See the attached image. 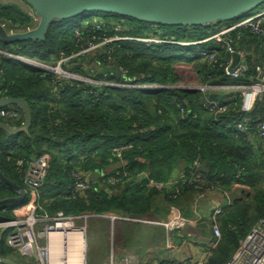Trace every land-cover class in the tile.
Here are the masks:
<instances>
[{"label": "trees", "instance_id": "16d2710c", "mask_svg": "<svg viewBox=\"0 0 264 264\" xmlns=\"http://www.w3.org/2000/svg\"><path fill=\"white\" fill-rule=\"evenodd\" d=\"M0 23L20 30L34 26L28 12L2 3ZM95 24L101 28L98 30L93 25L84 29L77 24L63 31L60 22L55 21L44 41L28 40L11 45L0 41L1 48L7 52L16 51L52 66L79 50L76 30L83 33L85 41H101L104 35L115 36L116 32L123 36H158L167 41L149 45L136 40L115 42L114 48L107 51L110 55L103 56V62L107 65L112 60L118 64L124 76L109 74L107 79L127 84L125 86L60 79L53 71L38 69L9 56L1 57L0 99H24L33 120L29 133L10 135L0 128V172L13 184L6 183L0 176V200L18 196L16 188H26L24 180L29 164L35 157L45 155L49 163L39 189L40 212L51 215L58 211L72 215L114 213L141 219L153 209L158 195L165 194L169 198L174 190L150 187V179L169 181L178 167L191 179L196 176L198 164L210 161V173L205 175L220 192L229 191L238 183L250 188L248 196L235 201L220 215L222 237L206 260L207 264H227L264 217V140L256 131L257 119L264 113V98L258 100L252 111L242 114L238 91L207 92L219 101L238 96L236 101L227 102V111L214 114L205 106L206 94L176 87L180 80L175 69L185 53L181 48L189 47L192 49L189 61L195 62L202 84H249L256 68L264 61V37L246 27L231 32L235 48L246 55L248 65V71L234 79L225 74L222 66L230 58L224 47L213 40L204 41L218 24L209 27L152 26L117 15L100 18ZM118 27L121 29L117 30ZM198 41L204 42L183 44ZM253 46L255 51H251ZM213 48H218L221 55L215 67L202 62L200 56L201 49ZM74 71L83 74L79 69ZM215 74V80H207L209 75ZM93 76L102 79L104 74ZM153 86L159 88H151ZM2 108L16 109L21 117H0L1 123L16 128L24 124V113L18 105ZM242 118L247 120L246 130L238 128ZM121 145L130 147L123 152L120 162L113 153L115 147ZM96 170H104L105 174L96 183L90 181V190L85 195L69 193L75 180L73 172ZM148 171L150 176L146 175ZM125 172L133 177H125ZM139 174H143L145 180L135 184ZM111 178L118 182L110 185ZM178 186L182 187L179 194L206 191L188 183ZM3 209L4 215H11ZM12 250L0 245L2 257H10ZM0 264L3 263L0 261Z\"/></svg>", "mask_w": 264, "mask_h": 264}, {"label": "built area", "instance_id": "2783aa9c", "mask_svg": "<svg viewBox=\"0 0 264 264\" xmlns=\"http://www.w3.org/2000/svg\"><path fill=\"white\" fill-rule=\"evenodd\" d=\"M33 17V15H32ZM33 19L36 21V17ZM157 26L156 24H150ZM99 30L101 27L95 24ZM159 26V25H158ZM250 28V30L256 34L264 37V13H260L254 17L243 19L237 23H228L227 25H217L214 28L213 34L204 40L215 41L222 45L230 55L229 60L222 64L225 69V74L234 79L242 77L248 71V65L245 61L246 55L241 52V62L239 67L235 71H231L230 67L233 62L232 54L237 51L235 48V38L231 36V32L242 28ZM30 29V27H29ZM76 36L79 46L77 52H73L69 56H64L59 60L58 64L53 67V72L60 76V79L66 80H78L75 77L76 74L71 71H63V66H68L70 61L79 59V57L89 56L92 51H96L101 45H108L112 42H121L128 40H136L144 42L146 44H155L167 42L160 39L158 36H147V37H129L123 35L109 36L104 35L101 41L86 40L79 30H76ZM201 42H184L183 44H197ZM89 42L88 45L86 43ZM111 49L110 47L106 50ZM9 56L14 59L26 63H33V61L45 65L42 62L32 60L21 54H12L7 52L0 46V57ZM200 56L209 65L215 67L219 63L220 50L218 48L213 49H201ZM101 64V60H100ZM41 66V65H40ZM101 66V65H100ZM44 67V66H42ZM209 78L215 80L217 75H209ZM100 81L93 82L96 85L104 86H125L127 84H118L107 79V74H104ZM179 87H183L178 85ZM185 89L193 90L190 86L183 87ZM197 90L202 91L204 94L207 92H236L241 93V113L245 114L253 110L254 106L264 98V61L257 67L256 74L249 84L236 85L232 83H216V84H201ZM238 96L232 97L229 101H236ZM205 106L208 111L214 114L222 113L228 110L229 101H219L209 94L204 97ZM18 114L9 109L0 108V117H17ZM246 118H242V121L238 123L240 130H246L247 126ZM256 131L260 137L264 140V113L258 117ZM130 145H121L114 149L113 157L118 161H122L123 152L129 148ZM48 158L45 155L37 156L29 164L25 175V186L24 191L26 193L25 202L21 206L13 208L11 211L15 218L8 220H0V229L13 228L9 233L6 245L10 248L21 250L27 256L37 255L39 264H88V221L91 217H106L113 221L118 218L130 219L128 217H122L112 213H106L102 215H93L90 213H82L78 215L66 214L63 211H58L51 215L46 211L40 212L42 206L38 205L39 189L41 188L48 171ZM199 165V164H198ZM197 165V166H198ZM120 175V171L118 172ZM125 177L132 178L128 172L124 173ZM74 183L69 193L71 195H85L90 190V178L88 174L81 171L73 172ZM118 181L116 178L109 180L110 185H115ZM152 185L158 188H166L172 183H188L189 185L195 186V188L206 191L220 192L217 185L210 182L204 173L196 172L194 178H188L184 173L178 179L169 180L166 183H158L155 179H150ZM3 212H8V209H3ZM223 213V207L221 205L215 206L213 213V229L215 233V241L213 242L212 248H216L221 240L222 232L220 223L217 218ZM139 221H145L143 219H136ZM188 220L182 215H174L168 221L159 222L163 225L168 232L176 229H183L187 225ZM124 264H139L136 260V256L133 253L127 254L123 259ZM111 264H116L114 254L111 257ZM227 264H264V217L252 228L250 233L242 241L240 247L237 249L233 257L228 261Z\"/></svg>", "mask_w": 264, "mask_h": 264}, {"label": "crops", "instance_id": "0c3cea01", "mask_svg": "<svg viewBox=\"0 0 264 264\" xmlns=\"http://www.w3.org/2000/svg\"><path fill=\"white\" fill-rule=\"evenodd\" d=\"M2 4L16 5L22 10L28 12L31 16H35L34 10L23 0H10V2ZM260 13H264V7L258 14ZM239 20H241V18ZM90 26L92 27L93 25L86 22L85 26L82 28L86 29ZM7 30L17 34L26 31V29L20 30L12 27H8ZM116 34L118 33L116 32L115 35ZM255 50L256 48L253 46L251 51ZM12 54L20 53L15 51ZM99 56L100 54L92 59V65L90 66H104L100 64ZM87 58L88 57L83 58V60ZM182 63L185 64L179 65V63H177L175 69L180 81L186 79V76L181 75V70L191 71L195 74L197 79L202 81L201 76L196 71L195 62L186 61ZM66 68L69 69L68 66H66ZM83 74L89 75V73L84 71ZM176 87L179 86L176 85ZM151 88H159V86H153ZM232 97L224 101H229ZM10 110L14 109L10 108ZM14 112L18 114L16 118L14 117L15 119L21 117L19 111L15 109ZM23 117V123H25V114ZM13 122L14 121L12 120L11 123L13 124ZM96 171H99L101 174L100 177L97 178L99 181L105 173L104 170ZM92 172H87L89 178L92 175ZM181 174H183L181 167L176 168L170 180L178 179ZM144 178L143 174H139L135 177V184L144 181ZM148 184L150 187L155 186L150 182ZM179 184L180 183H172L164 189H159L155 186L159 190L169 191L173 188L174 190L170 192L172 195L169 198H167L165 194H160L155 198L153 209L146 216L141 218L149 222L125 218L115 219L114 221L109 218L104 220H89L87 231V262H89V264H111V257L112 254H114L116 264H124V257L129 253H133L139 264H207L206 260L214 249H212V245L216 239L213 229V213L215 211V206L221 205L224 213V211L229 209L235 201L248 196L250 188L238 183L234 184L229 191H198L179 194L182 188L181 186H178ZM117 194L119 195L120 191H118ZM1 211L2 210L0 209V215L7 217ZM174 215H182L185 217L188 220L187 225L183 229H176L168 232L163 225L159 224V222L168 221Z\"/></svg>", "mask_w": 264, "mask_h": 264}, {"label": "water", "instance_id": "95a60500", "mask_svg": "<svg viewBox=\"0 0 264 264\" xmlns=\"http://www.w3.org/2000/svg\"><path fill=\"white\" fill-rule=\"evenodd\" d=\"M33 10L36 16L34 26L26 29L21 33L9 32L6 27L0 24V41L4 44H14L16 42L28 40H45V35L49 30L50 25L55 21L67 20L82 13L88 12H104L127 16L149 24H156L159 26H206L219 25L221 22L228 23L237 18L240 14L246 11H252L264 4V0H23ZM100 19H90L83 21L81 26L89 22L95 25V21ZM100 53H92L85 59H76L70 61L67 65L69 71L79 69L82 72L90 74H111L118 77L124 76L119 70L117 63L108 64L101 67H91L92 59ZM233 62L231 64V71H235L241 62V53L235 51L232 54ZM45 70L50 68L45 67ZM7 105H18L25 114V123L21 127H10L0 122V128L7 131L10 135H15L20 132L29 133L32 125V111L22 98L11 99L1 98L0 108ZM151 111L155 113L152 107ZM211 170L210 161L200 163L196 172L209 174ZM99 171L92 172L90 181L96 183L100 177ZM150 176L151 172L148 171ZM1 178L10 185H13L0 172ZM18 196L0 200V206L8 203L20 201L26 198V193L23 188H16ZM8 217L0 215V220H8ZM6 229L0 231V245L2 237ZM0 261L3 264H21L10 257H2Z\"/></svg>", "mask_w": 264, "mask_h": 264}, {"label": "rangeland", "instance_id": "374dc122", "mask_svg": "<svg viewBox=\"0 0 264 264\" xmlns=\"http://www.w3.org/2000/svg\"><path fill=\"white\" fill-rule=\"evenodd\" d=\"M0 2L2 3H6V2H10V0H0ZM264 6H261L259 8H256L255 10H252V11H246L245 13H242L240 14L238 17H245L244 19H247V18H250L251 16H254V15H257L259 13V11L263 8ZM115 15L117 16H121V15H118V14H112V13H104V12H88V13H82L80 15H77L73 18H69L65 21H60V28L63 30V31H68L70 30L72 27H74L75 25L77 24H81L83 21H88L90 19H95V18H107V17H115ZM34 17V15H33ZM122 18H125L127 16H121ZM240 18H238L239 20ZM226 23H222L221 22V25H225ZM166 28H169L171 29V27H166ZM117 30L118 29H121L120 27L116 28ZM129 37H136V36H129ZM89 42L86 43V45H88ZM114 44L115 42H112L108 45H101L96 51H92V53H100V59H101V64L102 65H106L104 64L103 60H104V57L107 56V54H109L107 51L110 50L112 48H114ZM111 48V49H108L106 50L107 48ZM181 49H184L185 53L182 54V57L180 60L177 61V63H179V65L181 64H185V63H182V62H186V61H189V58L192 56V49H190L189 47L188 48H181ZM91 54V53H90ZM88 54V55H90ZM110 55V54H109ZM86 56V55H85ZM85 56H82V57H79L81 60H83V58ZM104 56V57H103ZM111 59V56L109 57ZM39 62V61H38ZM59 61L56 62V64H54V66H56L58 64ZM30 63V62H29ZM43 63V62H42ZM71 63V62H70ZM34 67L38 68V69H45V67L47 68H50V70L53 69L52 65L51 64H45V65H42L40 63H37L35 61H33V63H31ZM108 64H115V62H113L112 60H110V62L107 63ZM41 65V66H39ZM44 66V67H42ZM63 68V71H68V68L66 67H62ZM119 70H122L119 68ZM70 72V71H68ZM72 73L76 74L75 77H78V80H75V81H86L88 83H92L93 82H96V81H100L99 78H96L95 76H92L93 74L91 75H87V74H81V73H78L74 70L71 71ZM56 74V73H55ZM181 75L182 76H186V79H183L181 80L178 85H181L183 87L185 86H190L192 88H195L193 90H197V88L202 84V82L197 79L195 77V74L192 73L191 71H188V70H181ZM218 92H221V91H218ZM224 92H230V91H224ZM213 93H216V92H213ZM238 96H241V93H239ZM25 202V199H22L20 201H15V202H8L2 206H0V209L2 210L3 208H7L9 213L11 214L10 216H7L8 218L10 219H13L15 218L14 214L11 212L13 210V208L17 207V206H21L23 205ZM3 207V208H2ZM91 219H107L106 217H93ZM88 226H89V221H88ZM13 228H10V229H6L3 237H2V241H1V244H2V248H6L7 245H6V240H7V237L9 235V233L12 231ZM2 229H0L1 231ZM13 249L12 250V254L10 257H12L14 260H16L17 262L21 263V264H39L38 262V258H37V255L34 254L33 256H27L25 255L21 250L19 249H15V248H11ZM89 264V262H88Z\"/></svg>", "mask_w": 264, "mask_h": 264}, {"label": "bare ground", "instance_id": "6f19581e", "mask_svg": "<svg viewBox=\"0 0 264 264\" xmlns=\"http://www.w3.org/2000/svg\"><path fill=\"white\" fill-rule=\"evenodd\" d=\"M241 20H237V21H231V22H233V23H237V22H240ZM2 26H4V27H8L5 23H0ZM19 50V49H18ZM10 51V50H9ZM221 56V55H220ZM220 56H219V58H220ZM1 58V57H0ZM1 59H3V58H1ZM202 60V62H206L204 59H201ZM40 66V65H39ZM53 74V73H52ZM6 77V76H5ZM2 78V77H1ZM5 80V79H4ZM7 80V79H6ZM207 80L208 81H213V79L212 78H207ZM10 81V80H9ZM202 92V91H201ZM235 97V96H234ZM166 182H168V181H166ZM166 182H158V183H166ZM160 189V188H159ZM220 216H218L217 218H215L216 220H219L218 218H219ZM118 219H121V218H118ZM213 220H214V218H213ZM213 249V248H212Z\"/></svg>", "mask_w": 264, "mask_h": 264}, {"label": "flooded vegetation", "instance_id": "af4514ba", "mask_svg": "<svg viewBox=\"0 0 264 264\" xmlns=\"http://www.w3.org/2000/svg\"><path fill=\"white\" fill-rule=\"evenodd\" d=\"M89 56H90V55H89ZM89 56H87V57H89ZM111 65H112V64H111ZM91 67H93V68H94L95 66H91ZM97 67H99V66H97Z\"/></svg>", "mask_w": 264, "mask_h": 264}]
</instances>
